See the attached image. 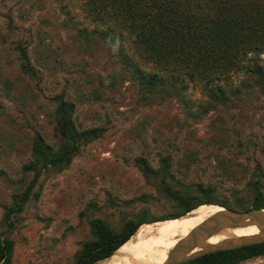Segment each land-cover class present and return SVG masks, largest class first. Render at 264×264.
Here are the masks:
<instances>
[{
  "label": "rangeland",
  "instance_id": "1",
  "mask_svg": "<svg viewBox=\"0 0 264 264\" xmlns=\"http://www.w3.org/2000/svg\"><path fill=\"white\" fill-rule=\"evenodd\" d=\"M86 2L0 0V220L1 205H9L20 189L16 182L30 160L33 135L59 145L54 120L58 96L74 103L78 130L106 129L68 169L43 181L38 200L18 215L11 232L13 264H65L86 237L87 226L78 223L86 204L154 195L134 165L136 157L156 168L161 157L170 155L173 170H186L185 183L214 184L222 194L241 190L256 165L264 171V92L254 89L242 94L235 107L200 114L199 105L208 100L204 84L190 82L193 115L176 100H140L136 86L119 76L114 43L100 41L113 23L94 21ZM122 43L132 56L129 43ZM18 45L26 48L38 79L21 73ZM260 58L264 64V55ZM141 66L158 71L152 63ZM243 77L242 72L232 74L228 84L221 78L210 85L236 86ZM236 164L246 172L240 182L229 174ZM150 207L162 212L160 206ZM149 227L142 226L117 255L129 252L135 239L142 241ZM262 263L264 258L244 264Z\"/></svg>",
  "mask_w": 264,
  "mask_h": 264
},
{
  "label": "trees",
  "instance_id": "2",
  "mask_svg": "<svg viewBox=\"0 0 264 264\" xmlns=\"http://www.w3.org/2000/svg\"><path fill=\"white\" fill-rule=\"evenodd\" d=\"M85 7L94 21L111 22L100 41L114 43L119 76L136 86L142 101L159 103L176 100L192 114L188 97L190 82H202L207 103L199 112L216 107H235L242 94L254 89L264 92V0H87ZM64 11V8L62 9ZM127 41L134 51H125ZM19 69L31 80L38 79L26 48L18 45ZM152 63L158 71H146ZM243 73L238 85H210L218 79L228 84L232 74ZM236 103V104H235ZM75 105L58 96L54 120L59 145L53 147L38 133L33 135L30 160L21 167L20 189L9 205H1L0 264H13L11 232L26 205L40 196V184L69 168L81 149L102 138L106 129L78 130ZM134 165L154 195L141 194L130 200L108 197L103 204L90 202L78 214L79 226L86 225L85 239L65 264H93L116 255L142 226L179 219L201 206L216 205L235 212L264 209V171L256 165L241 190L222 194L214 184L184 182L186 170H173L166 155L152 167L139 156ZM229 174L240 182L246 178L242 165L231 166ZM134 205H141L137 210ZM151 205L162 212H153ZM124 206L126 209H121ZM130 207V209H128ZM152 223V224H151ZM264 258V243L202 256L185 264H244ZM264 264V263H262Z\"/></svg>",
  "mask_w": 264,
  "mask_h": 264
},
{
  "label": "bare ground",
  "instance_id": "3",
  "mask_svg": "<svg viewBox=\"0 0 264 264\" xmlns=\"http://www.w3.org/2000/svg\"><path fill=\"white\" fill-rule=\"evenodd\" d=\"M221 210L222 208L216 205L201 206L182 218L155 223L145 231L142 241L135 239L131 243L132 249L129 252L118 256L122 248L116 255L99 264H163L170 250L197 226L205 224L213 214ZM257 232L254 226L227 229L210 238L207 243L215 244L231 236H250Z\"/></svg>",
  "mask_w": 264,
  "mask_h": 264
},
{
  "label": "water",
  "instance_id": "4",
  "mask_svg": "<svg viewBox=\"0 0 264 264\" xmlns=\"http://www.w3.org/2000/svg\"><path fill=\"white\" fill-rule=\"evenodd\" d=\"M252 226L256 227L258 230L255 235L243 237L231 236L215 244L207 243L210 238L220 234V232L224 230H234ZM263 243L264 209H251L246 212H235L222 208L221 211L213 214L205 224L197 226L186 238L181 240L172 250H170L167 254V259L163 264H185L208 254L235 250ZM104 260L105 259L93 264H99Z\"/></svg>",
  "mask_w": 264,
  "mask_h": 264
}]
</instances>
